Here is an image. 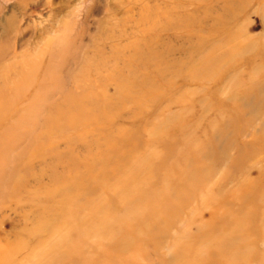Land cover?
I'll use <instances>...</instances> for the list:
<instances>
[{"label":"rangeland","instance_id":"rangeland-1","mask_svg":"<svg viewBox=\"0 0 264 264\" xmlns=\"http://www.w3.org/2000/svg\"><path fill=\"white\" fill-rule=\"evenodd\" d=\"M0 264H264V0H0Z\"/></svg>","mask_w":264,"mask_h":264},{"label":"bare ground","instance_id":"bare-ground-1","mask_svg":"<svg viewBox=\"0 0 264 264\" xmlns=\"http://www.w3.org/2000/svg\"><path fill=\"white\" fill-rule=\"evenodd\" d=\"M170 21H172V19L170 20ZM183 23L185 24V21H183ZM180 25V27H178L179 29H181V30H183L184 29V27L183 26H185V25H182V23H179ZM193 24L195 25V28H197V27H199V28H201L202 27V24L201 23H199V21L197 22V21H194L193 20ZM169 25H171L170 23L167 25H165V26H163V27H161L160 25H155V24H152L151 26H149V31H151V32H153V31H155L156 29H161V30H163V31H169L168 29H171L170 27L171 26H169ZM185 28H187V26H185ZM150 33V32H149ZM169 49V48H168ZM148 57V59H147V61H149V60H151L152 58H157L158 59V57L159 56H156V54L154 53V51L152 50V51H149V55L147 56ZM154 78H156V77H154ZM84 96V95H83ZM122 97V96H121ZM84 99H85V97H83ZM83 98H81L80 99V101L81 102H85V101H87L86 99L84 100V101H82L83 100ZM80 101H78V102H80ZM77 102V101H76ZM84 105V104H83ZM81 107V108H80ZM80 107H78V106H76V108L78 109V110H76V112H78L77 113V116L78 115H83L84 114V109L82 108L83 106H80ZM75 108V107H74ZM71 110V108L69 109V111ZM44 227V226H43ZM21 240V239H20ZM19 240V241H20ZM19 241H18V243H19ZM11 258V257H10ZM9 260V259H8ZM19 260V259H18Z\"/></svg>","mask_w":264,"mask_h":264}]
</instances>
